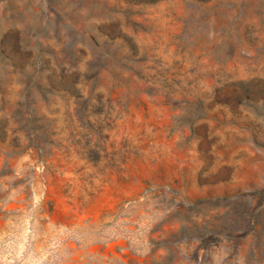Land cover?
Wrapping results in <instances>:
<instances>
[{
  "label": "rangeland",
  "instance_id": "374dc122",
  "mask_svg": "<svg viewBox=\"0 0 264 264\" xmlns=\"http://www.w3.org/2000/svg\"><path fill=\"white\" fill-rule=\"evenodd\" d=\"M0 264H264V0H0Z\"/></svg>",
  "mask_w": 264,
  "mask_h": 264
}]
</instances>
